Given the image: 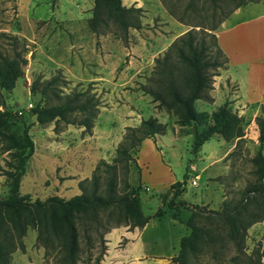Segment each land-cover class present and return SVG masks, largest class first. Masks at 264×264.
<instances>
[{"label": "rangeland", "instance_id": "obj_1", "mask_svg": "<svg viewBox=\"0 0 264 264\" xmlns=\"http://www.w3.org/2000/svg\"><path fill=\"white\" fill-rule=\"evenodd\" d=\"M152 1H147L150 6L145 13L141 8V27H130L122 37L119 30L116 35L113 34L117 28L111 23L98 32L90 29L88 20L92 15V0H0V32L16 36L12 32L28 34L34 29L35 9L41 7L74 15H63V19L55 20V25L70 40L73 34L82 40L78 57L81 62L79 70L84 79H69L59 68L47 73L33 68L29 60L34 59L37 53L33 43L28 42V62L22 68L23 76L17 79L13 89L0 88V130L21 137L23 125L20 120H26L30 124L29 135L34 140V151L26 160L19 195L26 193L31 200H44L49 196L67 198L79 194V181L89 179L96 164L113 162L128 126H138L142 119L157 117L167 123V131L158 136L156 148L145 144L139 153L138 148L132 150L133 160L129 163L128 173L130 182L140 186L138 197L143 213L152 216L159 206L166 213L160 218L152 217L144 231L148 252L160 251L175 257L179 251L177 238L188 233L190 227L185 222L192 217L204 230L197 247L189 253L187 264H264V215L244 232H239L238 239L233 241L226 234L228 224L217 219H204L198 212L221 211L223 201H228L231 206L240 198L246 184L254 181L250 159L257 151L258 136H253V130L255 124L258 129L256 116H264V107L256 116L252 112L247 114L244 111L246 107L232 103L234 99L229 98L235 94L236 86L226 75V64L209 68L210 99L195 100L197 109L210 113L218 107L217 104H222L223 99H227L231 108L242 117L244 132L238 142L232 139L224 143L218 138L220 136H213L194 152L190 127L179 126L175 116L164 107H158L143 90L151 85L149 78L154 71L155 59L163 55L178 37L190 29L214 33L207 28L220 26L225 15L237 8V3L242 7L252 1L194 0L192 6L188 5L189 0ZM66 20L77 21L78 30L66 27ZM43 22L37 21L38 24ZM199 35H203L208 46L207 55L213 57L215 48L211 39L205 34ZM168 38L172 39L167 44ZM9 43L7 37L0 36L1 50L10 52ZM144 58L149 64L147 68L134 71V64H139ZM126 65L129 67L125 68ZM58 71L66 78V82H60L63 92L87 89L97 99L92 126L87 131L83 126L63 120L40 124L34 119L32 107L37 102L43 104V100L39 98V93L30 91V84L35 77L50 79ZM94 75L102 77L88 80ZM55 101L53 99L48 103ZM8 112L17 117L9 116ZM77 116L81 118V115ZM8 160L10 156L1 149L0 141V197H5L9 188L3 173L8 169ZM97 172L103 184L105 174L101 170ZM118 173L121 191L124 176L121 169ZM185 176L182 193L175 198L184 203L180 206V219L184 226H179L175 225L171 210L160 201L159 196ZM193 177L197 184L191 182ZM169 196L167 193L166 198ZM123 225L114 226L113 219L102 212L79 219L77 229L81 250L76 264H99L106 253L107 232ZM21 242L22 247L9 255L7 264H55L52 255H45L44 245L37 239L34 229L26 228Z\"/></svg>", "mask_w": 264, "mask_h": 264}, {"label": "trees", "instance_id": "obj_2", "mask_svg": "<svg viewBox=\"0 0 264 264\" xmlns=\"http://www.w3.org/2000/svg\"><path fill=\"white\" fill-rule=\"evenodd\" d=\"M193 3L194 0H189L188 5L192 6ZM92 4L88 24L94 32L101 31V27L108 28L111 23L117 28L113 34L116 35L119 30L121 36L125 37L130 27H141L140 6L125 5L121 0H92ZM240 5L237 3L235 7L239 8ZM218 27L216 25L207 29L216 31ZM198 33L211 39L215 48L213 57L207 55L208 46L203 35L198 36ZM214 33L190 29L178 37L163 55L157 56L153 74L149 78L151 85L143 89L158 107H164L175 116L179 126L190 127L193 136L191 148L194 152L213 134H219L226 141L237 139L238 142L244 132L243 119L231 108L229 100H223L210 113L197 109L194 103L197 99H210L208 90L211 73L208 69L223 66L227 61ZM0 36L7 37L10 42V52L0 49V88L11 90L17 79L24 74L22 68L28 62V40L5 32H0ZM61 81L66 82L61 71L50 79L35 77L32 80L30 91L33 94L39 93V98L43 100V104L37 102L32 107L33 112L37 113V120L40 124L63 120L65 123L83 126L87 131L92 126V115L98 104L94 93L90 94L87 89L63 92ZM53 99L56 100L54 103H48ZM8 115L17 117L11 112ZM77 115H81V118L78 119ZM20 121L23 125L21 137L0 130L1 149L10 156V160L6 161L8 169L3 172L9 188L7 195L0 197V264H7L9 255L22 247L21 238L28 227L36 231L37 239L44 245L45 255H52L55 264H76L81 250L77 223L82 217L90 214L97 216L102 212L107 218L113 219L116 227L128 224L130 227L142 228L152 217L160 218L166 214L159 206L152 216L145 215L138 197L140 186L132 184L128 177L129 163L133 160L132 150L139 148L144 139L165 133L166 122L157 117H148L142 119L138 126H128L113 162L101 161L96 164L90 178L79 181V194L67 198L57 195L44 200H31L26 193L19 195V188L26 171V160L34 151V140L28 132L29 122ZM256 121L259 130L258 148L250 159L254 181L246 184L240 198L231 206L228 201H223L221 211H198L204 219H217L228 224L226 234L233 241L238 239L239 232H244L264 215V116L257 115ZM120 169L124 176L121 191L118 176ZM99 170L105 174L103 184L97 172ZM185 181L186 176L182 181L172 183L159 196L160 201L171 210L172 219L180 222V206L184 203L175 198L182 193ZM167 193L171 195L169 198H166ZM197 207L195 204L194 208ZM185 225L190 229L179 240L178 254L172 258L176 264H187L189 253L197 247L204 230L192 217H189Z\"/></svg>", "mask_w": 264, "mask_h": 264}, {"label": "crops", "instance_id": "obj_3", "mask_svg": "<svg viewBox=\"0 0 264 264\" xmlns=\"http://www.w3.org/2000/svg\"><path fill=\"white\" fill-rule=\"evenodd\" d=\"M147 1L121 0V3L140 6L145 13V10L150 6ZM152 2L150 0V3ZM34 14L32 24L34 29L32 31L25 35L20 34V31L19 33L12 32L33 43L37 56L29 60L32 67L40 68L42 73L59 68L69 79H84L79 70L81 62L78 57L82 40L76 34H73L72 40H70L55 25V20L58 18L63 19L64 16L73 17L74 15L59 12V9L52 10L41 7L36 8ZM39 20L44 22L38 24ZM64 25L71 30H78L77 21L66 20ZM214 35L219 48L227 57L224 67L226 75L236 86L235 94L229 98L234 99L232 103L246 107L244 111L248 112L247 114L252 112L256 116L264 107V0H256L234 9L224 18ZM171 39L168 38L166 43L168 44ZM146 61L147 59L144 58L139 64L134 62V71L147 68L149 64ZM87 67L90 68L91 65H87ZM127 67L129 66L126 65L125 68ZM98 76L102 77L94 75L88 80L97 79ZM253 131V136H256L258 133L256 124ZM163 134H156L154 137L144 139L137 152L139 153L145 144L156 148L158 136ZM213 136L220 135L213 134ZM218 138L222 142H226L222 136ZM150 221L152 220L150 219L142 228L123 225V227L107 232L106 253L99 264H173L172 258L167 253L148 252V241L144 231L150 225ZM173 221L175 225L184 226L179 220ZM182 236L177 238V249Z\"/></svg>", "mask_w": 264, "mask_h": 264}, {"label": "built area", "instance_id": "obj_4", "mask_svg": "<svg viewBox=\"0 0 264 264\" xmlns=\"http://www.w3.org/2000/svg\"><path fill=\"white\" fill-rule=\"evenodd\" d=\"M195 176H197V175H195ZM191 182H192L193 184H197L196 178L193 177V178L191 179Z\"/></svg>", "mask_w": 264, "mask_h": 264}, {"label": "water", "instance_id": "obj_5", "mask_svg": "<svg viewBox=\"0 0 264 264\" xmlns=\"http://www.w3.org/2000/svg\"><path fill=\"white\" fill-rule=\"evenodd\" d=\"M4 104V103H3ZM34 119H37V113L34 114Z\"/></svg>", "mask_w": 264, "mask_h": 264}]
</instances>
